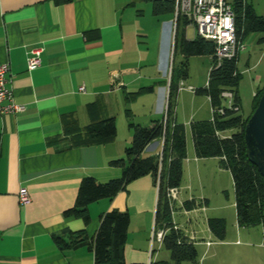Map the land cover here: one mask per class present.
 Wrapping results in <instances>:
<instances>
[{
	"label": "crops",
	"instance_id": "crops-1",
	"mask_svg": "<svg viewBox=\"0 0 264 264\" xmlns=\"http://www.w3.org/2000/svg\"><path fill=\"white\" fill-rule=\"evenodd\" d=\"M172 18L154 16L152 0H0V64H9L7 85L14 102L25 106L18 113L0 112V264H95L93 239L101 215L111 210L130 216L125 264L171 262L162 243L150 241L158 194L151 175L132 181L112 199L90 203L87 222L64 212L75 205L85 177L106 182L121 175L122 168L111 162L131 143L130 121L148 126L163 118ZM151 30L157 40L153 51ZM184 34L188 38L186 26ZM34 46L43 47L41 64L29 70L28 50ZM186 80L179 83L174 107L175 121L185 127L186 158L172 222L196 247L198 264H264V228L239 226L236 217L235 229L226 225L219 239L208 225L214 216L205 213L209 198L192 192L203 166L224 168L217 157H197L192 138L188 152L191 123L206 120L184 119L179 100ZM110 117L117 129L111 140L73 143L72 129L75 134ZM161 149L162 139H155L141 156H156ZM21 188L29 193L27 204L19 200ZM193 198L208 204L182 208ZM82 230L86 242L65 249L55 243V237Z\"/></svg>",
	"mask_w": 264,
	"mask_h": 264
},
{
	"label": "trees",
	"instance_id": "trees-1",
	"mask_svg": "<svg viewBox=\"0 0 264 264\" xmlns=\"http://www.w3.org/2000/svg\"><path fill=\"white\" fill-rule=\"evenodd\" d=\"M236 13V34L238 41H244L248 31H264V16L255 13L246 0H234ZM174 13V0H152V14L161 16ZM184 28L190 22L185 16H179L176 22L173 58L176 53L183 56L179 67L171 68L167 113L161 120L152 121L143 126L130 121L131 143L124 150V156L111 162L122 168L121 175L106 182H98L94 177H85L79 186L75 205L65 210V217H80L89 220L88 205L100 199H112L132 181L151 175L157 186V206L155 230H164L163 247L170 252L171 262L158 264H179L184 261L198 264V252L194 244L172 222L175 203L169 199L172 188H178L183 179V161L186 158V133L183 124L175 121L174 107L180 81L188 78V60L191 56L208 55L211 57V69L207 84L194 89L196 95L209 97L214 109L212 118L191 123V138L194 151L199 158L217 157L220 166L230 171L235 190V209L237 223L243 227L262 226L264 228V176L257 166L246 156L244 129L249 116L258 104L264 87L255 94L254 107L250 115L240 114L241 106L238 94L240 72L237 64L239 53L230 59L215 58V45L212 41L196 36L186 38L184 28L179 31V22ZM230 91L233 103L228 107L221 94ZM73 130V129H72ZM71 130L72 141L76 144H93L111 140L117 133L113 117L91 122L83 130ZM234 131L229 135H221ZM164 139L161 158L159 155L142 157L145 147L155 139ZM200 204L207 206L208 201L197 203L196 199L185 200L182 208L192 210ZM130 216L127 212L111 210L101 215L100 225L93 239L95 264H125L124 245L127 241ZM208 225L219 239L224 238L226 221L224 218L210 217ZM88 239L84 230L70 233L67 238L55 237V243L65 249L71 248ZM141 264V263H134Z\"/></svg>",
	"mask_w": 264,
	"mask_h": 264
},
{
	"label": "rangeland",
	"instance_id": "rangeland-1",
	"mask_svg": "<svg viewBox=\"0 0 264 264\" xmlns=\"http://www.w3.org/2000/svg\"><path fill=\"white\" fill-rule=\"evenodd\" d=\"M259 16H264V0H246ZM150 20H153L151 14L146 15ZM180 16V15H179ZM148 20V19H147ZM173 21V18H172ZM149 22V20H148ZM173 23V22H172ZM184 28L182 21L179 22V31ZM174 31V25H173ZM186 35L193 39L196 36L194 26L189 23L186 26ZM174 35L169 45V55L167 56V65L170 70L173 67H179L180 62L184 59L179 53H176L173 58V41ZM151 51L154 50L156 33L150 32ZM159 41V38H158ZM163 42V41H162ZM163 56L160 53V59ZM189 79L184 82V89L181 91L179 105L181 106L184 119L193 121L209 120L212 118V107L209 99L202 95H196L193 91H189V85L193 88H202L207 84L209 72L211 69V57L208 55L191 56L188 60ZM240 72L238 82V94L240 99L241 112L244 117L251 114L255 94L259 89L264 87V31H248L244 41L243 48L240 50L237 64ZM260 91V90H259ZM182 117V118H183ZM189 125H187L188 127ZM234 131H227L221 135H229ZM188 152L192 154V142L190 131H188ZM213 162V161H212ZM205 170L200 181L193 178L194 194L201 196L204 193L209 198V206L206 212L209 216H220L225 218L226 225L230 229H235L236 226V209H235V190L233 179L230 171L223 169L221 172H216L213 165L203 166ZM208 209V211H207ZM184 217H180L183 221ZM162 252L168 251L163 247Z\"/></svg>",
	"mask_w": 264,
	"mask_h": 264
},
{
	"label": "built area",
	"instance_id": "built-area-1",
	"mask_svg": "<svg viewBox=\"0 0 264 264\" xmlns=\"http://www.w3.org/2000/svg\"><path fill=\"white\" fill-rule=\"evenodd\" d=\"M234 0H174L173 25L175 27L180 16L187 17L195 28L196 36L212 41L215 45V58L220 62L222 59H230L243 48V41H238L236 34V13L234 11ZM174 43V38L172 45ZM173 49V47H172ZM42 46H34L28 50L27 67L29 70L37 68L41 64ZM9 64H0V112L18 113L25 110L22 104H16L13 93L8 87L7 73ZM83 88H81L82 90ZM194 92V88L189 87ZM228 107L232 106L233 94L224 91L221 94ZM212 109V116L214 109ZM167 113V107L165 114ZM164 139L162 138V147ZM162 151V149H161ZM161 158V152H159ZM168 197L174 203L178 200L177 189L169 190ZM19 200L22 204L30 201L26 188L19 190ZM176 204V203H175ZM164 230H155L151 236V245L162 243Z\"/></svg>",
	"mask_w": 264,
	"mask_h": 264
},
{
	"label": "water",
	"instance_id": "water-1",
	"mask_svg": "<svg viewBox=\"0 0 264 264\" xmlns=\"http://www.w3.org/2000/svg\"><path fill=\"white\" fill-rule=\"evenodd\" d=\"M244 141L248 160L257 166L261 175L264 176V91L247 120Z\"/></svg>",
	"mask_w": 264,
	"mask_h": 264
}]
</instances>
